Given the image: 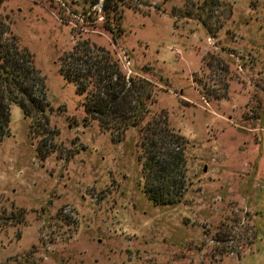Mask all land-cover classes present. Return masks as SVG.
<instances>
[{
  "label": "rangeland",
  "instance_id": "374dc122",
  "mask_svg": "<svg viewBox=\"0 0 264 264\" xmlns=\"http://www.w3.org/2000/svg\"><path fill=\"white\" fill-rule=\"evenodd\" d=\"M0 0L43 79L45 113L8 107L0 138V264H264V0ZM116 29V27H115ZM83 39L154 84L142 123L182 139L184 190L141 191L138 131L84 122L56 71Z\"/></svg>",
  "mask_w": 264,
  "mask_h": 264
},
{
  "label": "trees",
  "instance_id": "16d2710c",
  "mask_svg": "<svg viewBox=\"0 0 264 264\" xmlns=\"http://www.w3.org/2000/svg\"><path fill=\"white\" fill-rule=\"evenodd\" d=\"M118 1L122 0H99L101 26L110 31L111 37L119 33ZM56 71L82 95V121L93 120L114 140L128 128L137 129L142 193L154 203L176 202L185 187L182 139L170 130L162 113L142 123L153 102L154 84L126 73L112 51L86 39L58 57ZM12 103L24 116L44 114L47 107L43 79L32 64L31 54L17 44L0 20V138L6 131Z\"/></svg>",
  "mask_w": 264,
  "mask_h": 264
}]
</instances>
